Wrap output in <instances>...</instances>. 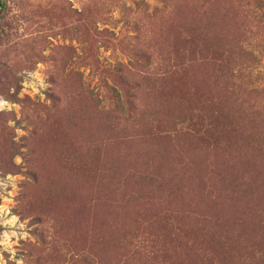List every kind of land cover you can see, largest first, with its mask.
<instances>
[{
    "label": "rangeland",
    "instance_id": "obj_1",
    "mask_svg": "<svg viewBox=\"0 0 264 264\" xmlns=\"http://www.w3.org/2000/svg\"><path fill=\"white\" fill-rule=\"evenodd\" d=\"M252 3L0 0V264H264Z\"/></svg>",
    "mask_w": 264,
    "mask_h": 264
},
{
    "label": "trees",
    "instance_id": "obj_2",
    "mask_svg": "<svg viewBox=\"0 0 264 264\" xmlns=\"http://www.w3.org/2000/svg\"><path fill=\"white\" fill-rule=\"evenodd\" d=\"M252 2H253L251 5L252 14H256V15L260 14V15H262L261 17H264L263 16L264 15V0H252ZM255 64H257V62ZM261 135H263V133L259 132L256 136L260 137ZM247 176H248L247 180L249 182H252L250 176L249 175H247Z\"/></svg>",
    "mask_w": 264,
    "mask_h": 264
}]
</instances>
